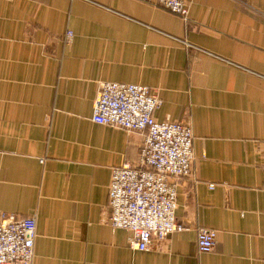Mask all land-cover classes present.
I'll return each mask as SVG.
<instances>
[{"label": "crops", "instance_id": "obj_1", "mask_svg": "<svg viewBox=\"0 0 264 264\" xmlns=\"http://www.w3.org/2000/svg\"><path fill=\"white\" fill-rule=\"evenodd\" d=\"M188 4L185 23L156 0H0V213L35 216L32 264H264V0ZM105 80L148 85L154 117L193 131L185 227L147 249L109 223L111 168L144 133L91 118Z\"/></svg>", "mask_w": 264, "mask_h": 264}, {"label": "built area", "instance_id": "obj_2", "mask_svg": "<svg viewBox=\"0 0 264 264\" xmlns=\"http://www.w3.org/2000/svg\"><path fill=\"white\" fill-rule=\"evenodd\" d=\"M156 2L187 22L188 0ZM71 36L68 30L66 39ZM161 101L148 85L105 80L92 106L94 121L144 133L136 162L111 168L107 201L110 225L129 229V245L137 249H147L154 239L185 227L176 217V194L178 180L193 174V131L189 119H156L153 112ZM35 237L34 215L2 211L0 264H32ZM196 241L199 251L211 250L214 229L199 227Z\"/></svg>", "mask_w": 264, "mask_h": 264}]
</instances>
